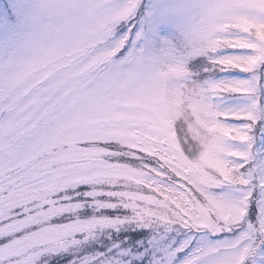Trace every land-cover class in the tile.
<instances>
[{"label":"snow or ice","instance_id":"6c2138e0","mask_svg":"<svg viewBox=\"0 0 264 264\" xmlns=\"http://www.w3.org/2000/svg\"><path fill=\"white\" fill-rule=\"evenodd\" d=\"M0 264H264V0H0Z\"/></svg>","mask_w":264,"mask_h":264}]
</instances>
